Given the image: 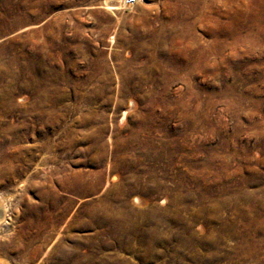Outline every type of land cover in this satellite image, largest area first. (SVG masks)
I'll list each match as a JSON object with an SVG mask.
<instances>
[{
  "label": "rangeland",
  "instance_id": "rangeland-1",
  "mask_svg": "<svg viewBox=\"0 0 264 264\" xmlns=\"http://www.w3.org/2000/svg\"><path fill=\"white\" fill-rule=\"evenodd\" d=\"M0 197L7 264H264V0H0Z\"/></svg>",
  "mask_w": 264,
  "mask_h": 264
},
{
  "label": "bare ground",
  "instance_id": "bare-ground-1",
  "mask_svg": "<svg viewBox=\"0 0 264 264\" xmlns=\"http://www.w3.org/2000/svg\"><path fill=\"white\" fill-rule=\"evenodd\" d=\"M166 8H168V6L166 5ZM242 25V24H241ZM125 115H126V112L125 111H122V114H121V119H123L124 117H125ZM76 184V183H75ZM127 184H128V186L126 187V190L128 189V188H130V187H132V185H130V181H127ZM79 186V185H78ZM85 190V189H84ZM185 190V189H184ZM186 190H187V188H186ZM234 190V189H233ZM232 190V191H233ZM72 190H70V192H71ZM193 191V190H192ZM67 192H69V190H67ZM118 192H120V191H118ZM182 192H184V191H182ZM110 192H107V194H109ZM125 192H124V189H123V191L119 194V198H118V201L120 202V204L122 203V199H123V194H124ZM176 193H177V191H176ZM179 193V192H178ZM185 193H186V191H185ZM195 193V192H194ZM70 194H73V192L72 193H70ZM200 194V193H199ZM210 194H212V193H210ZM214 194V193H213ZM233 194H235V193H233ZM177 195H179V194H177ZM186 195V194H185ZM189 195V194H188ZM71 196V195H70ZM74 196V195H73ZM105 196V197H104ZM100 200H101V202H102V204H103V207L104 208H106V209H110L111 207L109 206V202H108V200L106 199V198H108V195H104ZM176 196V195H175ZM211 196V195H210ZM76 197V196H75ZM109 197H110V195H109ZM194 197V196H193ZM212 198V197H211ZM180 199V198H179ZM184 199V198H183ZM112 200V199H111ZM115 200V199H114ZM134 200L136 201V202H138L139 201V199L137 198V197H135L134 198ZM176 200H177V198H176ZM175 200V201H176ZM181 200V199H180ZM190 200V199H189ZM209 200V199H208ZM214 209H213V217H215L216 218V215H217V211H216V209L218 208L217 207V202H218V200L216 201V199L214 198ZM164 201H165V199H163L162 200V202L161 203H164ZM178 201V200H177ZM186 201V200H185ZM72 202V198H70L69 196H68V200H67V204L68 205H70L71 206V203ZM117 202V201H116ZM168 202V201H167ZM183 202V201H182ZM187 202V201H186ZM113 203V202H112ZM172 203V202H171ZM174 204V203H173ZM188 204H190V203H188ZM219 204H221V203H219ZM186 205H187V203H186ZM192 205V204H191ZM200 205H202L201 203H200ZM204 206V205H203ZM203 206L202 207H199L200 208V211L198 212L197 210L195 211V213L192 215L191 213V217H190V219L191 220H193L194 219V217L196 216L197 218H200V215H202L203 214ZM192 207V206H191ZM215 207H217V208H215ZM184 209V211L186 210V209H188L189 210V207H186L185 205H183V206H181V207H178V209ZM198 208V209H199ZM190 209H193V207L192 208H190ZM219 209V208H218ZM114 210V209H113ZM190 211V210H189ZM212 211V210H211ZM156 212H158V211H156V209L155 210H152V211H149V212H145V214H146V216H148L147 217V219H149V220H152L153 222H154V226H156V225H158L160 222H161V220H160V218H161V216L159 215V214H157ZM186 212V211H185ZM188 212V211H187ZM117 213V212H116ZM211 213V212H210ZM131 214H135V211H131L128 215L130 216ZM138 214V213H137ZM8 215V204L5 202V200L3 199V198H1L0 197V228H1V231H0V233H3V232H7L10 228H9V224H8V222H5V219H6V216ZM127 215V216H128ZM127 216L125 217L124 215H122V213L119 215V216H117V217H110V216H104L103 218L104 219H107V220H112V219H117V220H119V221H122V220H124V219H127ZM131 218V217H130ZM179 218V217H178ZM182 218V217H181ZM128 219H129V217H128ZM146 219V218H145ZM162 219V218H161ZM211 219V218H210ZM164 220V219H163ZM178 220V219H177ZM143 221V220H142ZM178 221H182V219H180V220H178ZM113 223V222H112ZM130 223H132V222H130ZM163 223H164V221H163ZM183 223H185V222H183ZM115 224V223H114ZM121 225V224H120ZM122 226V225H121ZM160 226V225H159ZM164 226V225H163ZM143 227V226H142ZM188 227V226H187ZM137 228H139V226L137 227V225H135V224H130V225H128V226H124V227H121V228H119V229H117L116 230V228L114 229L113 227L111 228L112 229V237H116V239H118L119 241H120V238L121 237H128V236H132V235H134V236H137V237H142L143 236V234H142V231L141 232H139V230H137ZM186 228V227H185ZM171 230V229H170ZM231 232H233V230H230V233ZM111 233V232H110ZM229 233V232H228ZM167 236V235H166ZM158 241V240H157ZM186 242V241H185ZM87 244V247H86V250L84 251V252H80V251H78V245L79 244H73V245H64V246H62L61 244H58V245H56L54 248H53V250L55 251V252H60L61 253V261H70L71 260V262H72V264H79L78 262H81L82 264H93V262H94V257H93V252H92V248L89 246V242H86V243H84V245H86ZM177 249V248H176ZM55 254V253H54ZM104 260V259H103ZM107 262V263H106ZM0 264H7L5 261H3V260H0ZM102 264V263H101ZM104 264H110L108 261H105L104 260Z\"/></svg>",
  "mask_w": 264,
  "mask_h": 264
},
{
  "label": "built area",
  "instance_id": "built-area-1",
  "mask_svg": "<svg viewBox=\"0 0 264 264\" xmlns=\"http://www.w3.org/2000/svg\"><path fill=\"white\" fill-rule=\"evenodd\" d=\"M141 0H122L124 6H132L137 4Z\"/></svg>",
  "mask_w": 264,
  "mask_h": 264
}]
</instances>
